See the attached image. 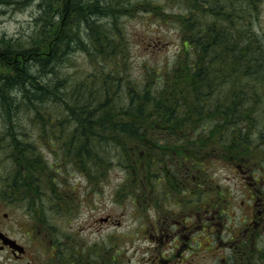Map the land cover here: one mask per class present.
<instances>
[{
	"label": "trees",
	"instance_id": "1",
	"mask_svg": "<svg viewBox=\"0 0 264 264\" xmlns=\"http://www.w3.org/2000/svg\"><path fill=\"white\" fill-rule=\"evenodd\" d=\"M262 1L168 0L181 7L170 15L154 0H0L2 6L33 9L29 33L0 34V118L5 125L0 152H8L13 159L14 174L7 180L11 192L42 204L51 195L62 208L63 203L76 201L70 190L57 192L58 181L50 187L52 177L41 143L60 158L61 168L83 173L95 190L107 179L113 162L119 164L133 201L143 202L137 192L157 187L160 179L168 184L164 196L174 192L179 182L185 185V180L199 179L198 187L213 186V178L204 171L206 161L214 157L241 166L237 161L241 150L250 154L254 146L258 149L251 143L253 131L246 128L250 126L246 120L263 102L257 81L264 87V30L254 22ZM140 11L173 22L181 44L171 66L147 68L138 84L125 76L127 62L118 67L110 58L118 57L125 45L117 19ZM78 50L88 55L91 73L67 88L72 74L68 75L66 64ZM234 76L240 78L238 85L225 87L224 82ZM216 113L224 121H218L223 123L220 129L213 121ZM68 121L72 127L66 126ZM217 140L225 143L226 151L211 144ZM255 161L256 173L262 174L264 158ZM178 166L192 171H183L187 175L176 180ZM202 192L195 191L196 202ZM218 196H224L223 192L218 191ZM44 210L34 208V222L43 221ZM249 223L237 232H246ZM154 230L148 239L155 236L150 235L156 234ZM240 238L238 257L244 262L239 264H264V246L254 245V233ZM53 250V259L56 255L60 264L68 263L67 251L55 245ZM71 264L79 261L75 258ZM192 264H198L194 258Z\"/></svg>",
	"mask_w": 264,
	"mask_h": 264
},
{
	"label": "rangeland",
	"instance_id": "2",
	"mask_svg": "<svg viewBox=\"0 0 264 264\" xmlns=\"http://www.w3.org/2000/svg\"><path fill=\"white\" fill-rule=\"evenodd\" d=\"M154 1L162 5L166 12L169 11L170 15L172 14L170 12H179V9H181L179 5L168 2V0ZM228 5L230 10L233 9L230 4ZM32 13V8L15 9L0 4V34L9 37L26 35L30 32L32 26ZM173 15H176V13ZM255 15V27H261L264 30V1H262L260 9L255 12ZM117 20L118 23L116 24H121L125 36L120 41L125 45L118 50V55L122 57L113 56L110 61H115L118 67L124 66L127 62L126 77L129 76L139 84L147 68L165 70L168 63L171 66L175 62L181 41L179 31L175 28L173 22L157 19L154 14L142 11L130 16L122 15ZM220 21L225 22L223 19H220ZM104 22L108 25L107 21ZM157 40L159 41L158 44H154ZM87 56L78 50L77 53L74 52L69 57L70 62L66 65L70 66L67 71L68 75L72 74V76L69 77L67 88H71L76 80H79L84 74L89 75L91 73L92 64L88 62ZM221 61L223 62L224 59H221ZM224 64L226 65L225 61ZM229 64L228 62L227 66ZM110 66L107 65V68ZM239 80V76H234L230 82L226 80L224 86L231 87L234 84L236 86ZM257 82V87L263 91L260 98L263 102L262 105H257L251 119L246 120L250 124L246 128L253 131V134L250 135L251 143H256L258 149L254 146L253 152L250 154H246L242 149L239 158H237L240 165L246 161L248 167L255 169L254 173L257 172L255 158H264V149L261 146L262 143L264 144V87L261 81ZM124 83L126 88V82ZM124 94L128 95L127 89H124ZM216 108H221V106ZM213 116L215 118L213 121L217 122V127L220 129L224 123L222 116L219 113ZM220 120L223 121L222 124L218 123ZM250 121H252V124ZM70 122H67V127H72L73 123ZM4 127L5 125L0 118V133L3 132ZM65 133L68 136L71 133L70 128H67ZM211 144H217L222 147L221 151H226V145L222 140H217L216 143L212 142ZM40 145L44 153L43 160L46 162L47 169L52 177L50 187L58 181L57 192H68L70 190L74 193L76 201L63 203L65 207L62 208L60 203L53 201L51 195H49V199H44L46 203L43 202V204L38 205L32 204V200L28 202L27 198L20 196V194L12 193L7 186V180L8 176L14 174L13 159L8 152H0V208L8 211L11 218L0 216V222L9 233L28 247L29 260H32V258L36 260L31 264H60L56 259V255L54 259L51 257L54 252V245L56 249L60 247L62 251H67L64 258L68 262L66 264H71L75 258H77L79 264H166L162 261V255H173V252L169 246L170 241H165L164 236L170 234L171 231L175 230L176 232L181 229L191 231H181L182 235L178 237L181 245L183 246L184 242H187L186 239L190 238L188 244L197 247L196 251L192 252L189 257L185 258L186 256H184V260L196 257L195 260L198 264H220L219 261L222 262L221 264H228L229 260L239 264L237 247L234 246L235 251L230 253L232 247L227 246V243L230 239H232L233 244L236 243L233 233L245 228V224L249 220H252V222L258 221V225H256L258 236L261 237L260 242L264 246L263 169L262 174L258 172L256 175L258 178L257 186L254 182L250 183L249 186L246 183L252 181V179L247 177L246 171H240L236 168L237 165L233 161L214 157L210 162L206 161V170L204 171L206 176L213 178V186H205L206 188H204V185L201 184L198 187L199 179H195L193 184L185 180V185L179 182L174 192L169 196H164V190L168 191V184L164 179H160L156 181L157 187L152 185L137 192L138 197L143 200L142 202L133 201L127 193L129 190L126 187L125 173L119 164L113 162L112 168L107 174L108 176L106 175L107 179L101 182L99 189L95 190L90 188V183L83 173H79L75 169V172H72L61 168L60 158L51 155L48 148L43 147L42 143ZM255 148L257 151H255ZM110 150L111 153H114L115 149L111 146ZM62 158L66 165H70L65 157ZM190 173L189 170L187 174ZM187 174H183L181 170L177 171L175 179L180 180ZM198 188L202 189L203 192L199 201L196 202L194 193ZM218 191H222L224 196L219 197ZM55 192L52 193V196L55 195ZM209 196L214 197V199H222L224 202L219 201V206L214 205L212 203L213 198L210 199ZM144 199H147V202ZM252 200H259V205L262 206L256 207V201L253 203ZM168 203H195L193 208H200L203 211L208 210L203 215H207L209 221L214 222L215 225H223L225 230L216 228L214 229V235L202 234L200 236V230H197L196 233V230L193 232L188 228V221L194 225L199 224L198 228L205 226L204 223L197 222L196 218L191 220L181 218L179 221L185 222L168 223L165 214L166 209L170 208ZM38 206L46 208L43 214L45 218L43 221L39 220V222L32 223L28 217L34 208ZM256 208L260 210L259 213ZM171 210L179 211V208L172 207ZM174 218L177 219L179 216L174 215ZM40 226L44 232H48L47 235H42L43 237L39 238L41 241L38 240L35 234L25 233L27 230L40 229ZM152 227H155L154 232L156 234L150 235L161 234L160 237H157L156 243L147 238L148 233L152 231ZM227 231H231V233L228 234ZM249 231L250 233L253 232L251 229ZM183 234H189V237L183 239ZM178 240L176 239L173 245L177 244ZM253 243L256 244V239L253 240ZM208 244H211V247L216 246L218 249L215 248V251L212 250L210 253L204 252L203 249ZM76 245H79V247L77 248ZM26 262L27 260L15 258L9 252L0 250V264H27ZM172 264L177 263L174 261ZM182 264H186V262Z\"/></svg>",
	"mask_w": 264,
	"mask_h": 264
},
{
	"label": "flooded vegetation",
	"instance_id": "3",
	"mask_svg": "<svg viewBox=\"0 0 264 264\" xmlns=\"http://www.w3.org/2000/svg\"><path fill=\"white\" fill-rule=\"evenodd\" d=\"M188 177V176H187ZM194 179V177H193ZM193 184L194 181L191 180ZM255 206L256 207H261L262 205H259V200H255ZM212 203H214V205H220L219 200L213 201ZM1 204V203H0ZM35 204V203H32ZM170 208L166 209V218L168 219V223L174 222V223H179V222H185V221H179V219L181 218H187L188 220H191L193 218L197 219V222L200 223H204L205 226L203 227H199L198 225H194L193 223L188 221L189 227L193 232L194 230H196V233L198 232L197 230H201L202 234H206V235H214L215 232V224L212 221H209L208 216L207 215H203L206 211L201 210L200 208H193V205L195 203H168ZM172 207H178L179 211H173L171 210ZM257 209V208H256ZM258 210V209H257ZM260 210H258L259 213ZM222 212H224V210H222ZM36 212L33 210V212L31 213V215L28 217L29 221H33L36 219ZM174 215H178L179 218L175 219ZM0 216H4V217H8L10 218V213L8 211H4L1 210L0 208ZM262 216V215H261ZM263 217V216H262ZM11 219V218H10ZM203 221V222H202ZM38 222V221H36ZM187 228V227H186ZM198 228V229H197ZM31 229V228H30ZM41 229V230H40ZM40 229L37 230H27L25 233H32L35 234L36 237L38 238V240L41 241L42 235H44L46 232L43 231L42 227L40 226ZM0 230L4 233L5 236H8L12 239H15L16 242H18L17 244H21L22 247H20L19 249H15L13 246H16V243L12 242V244L9 243H5L4 240L2 238H0V250L1 251H6L9 252L13 257L15 258H22V260H27V264H31L32 262H36V260H34L32 258V260H29V252H28V247L24 246L19 239L15 238V236L11 233H9L5 228L4 225L0 222ZM42 231V232H41ZM181 231H190V230H186V229H181L175 232L171 231L170 234H167L165 237L166 241H170V248H172V254L174 255H162V261H164L166 264H172L174 261H176L177 264H182L184 262H186V264H192V259H186L184 260V256H186L185 258L189 257L193 250H194V246H191L188 244V241H190V238L186 239L187 242H184V245L182 246L180 243V238H178L179 236L182 235ZM191 232V231H190ZM228 234H230V232H228ZM233 235H235V240L236 243L233 244L232 239L229 240V242L227 243L229 247L234 248L237 247V249H239V247L243 244V242L241 241V236H246L247 232L241 233V232H235L233 233ZM232 235V236H233ZM251 235V233L249 234V236ZM189 237V234H183V239ZM176 239H179L177 241V244L173 245L176 241ZM238 251V250H237ZM238 261H243L244 259L242 257L237 258Z\"/></svg>",
	"mask_w": 264,
	"mask_h": 264
}]
</instances>
